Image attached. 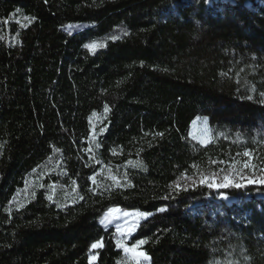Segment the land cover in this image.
Returning a JSON list of instances; mask_svg holds the SVG:
<instances>
[{
  "label": "trees",
  "instance_id": "16d2710c",
  "mask_svg": "<svg viewBox=\"0 0 264 264\" xmlns=\"http://www.w3.org/2000/svg\"><path fill=\"white\" fill-rule=\"evenodd\" d=\"M262 101L264 0H0V264H132L113 206L151 213L126 241L148 264H264V185L168 188L264 167Z\"/></svg>",
  "mask_w": 264,
  "mask_h": 264
},
{
  "label": "snow or ice",
  "instance_id": "6c2138e0",
  "mask_svg": "<svg viewBox=\"0 0 264 264\" xmlns=\"http://www.w3.org/2000/svg\"><path fill=\"white\" fill-rule=\"evenodd\" d=\"M20 10L17 9V12ZM25 19H28L25 17ZM111 39H117L116 36H112ZM85 47L90 51L94 52L97 48L105 47L103 42H93L90 44L85 45ZM251 99L252 97H248ZM264 102V101H262ZM109 111V107L107 105L104 106V112L107 113ZM97 114L95 112L92 113V116L89 117V121L91 123L92 117H95ZM206 119V118H205ZM195 124V121L193 122ZM104 128H100L99 131L102 133L104 132ZM207 132V129H205ZM156 135H162L161 133H156ZM191 135V133H190ZM91 141H95L96 137L93 135L90 137ZM210 138L200 140L202 145H207L210 143ZM99 147V144L96 145ZM58 151V149H57ZM85 152H92V147H88L85 149ZM115 154V150H113ZM238 156L247 157V160H240L233 158L230 163L225 161H210V164H222L227 166V170L225 168H220L217 171H208L206 169H202L199 165L193 164L190 167L194 170L191 175L188 174V170L186 169L184 172H181L176 180L172 182V184L168 185L170 191L180 192V191H187L189 188H195L197 186H206L209 189H220V188H241L245 187L247 184H259L264 185V167H257L254 163H252L254 156L250 150H245L243 153H238ZM133 163V162H129ZM134 167H138L139 162H135L133 164ZM247 170V171H245ZM90 180L95 184L96 178L95 176L89 177ZM110 179L114 182L116 186H120V180L111 175ZM124 180L127 181V174L123 177ZM75 184V181H73ZM43 187V185H40ZM53 187V186H49ZM32 195H35L33 193ZM15 199V198H14ZM49 200L52 199L51 196L48 197ZM24 204L20 203L18 207H23ZM159 211H164L163 208L159 209ZM151 213L145 211H121L119 208H109L104 215V218L101 220L102 224H109L113 219H120L132 217V222L127 223L125 222L123 226L120 224L116 225L117 233H120L122 237L125 239L131 236L139 227V222L142 219H147ZM147 243L146 239H139L136 240L135 243L131 244V246H127L126 244L122 243L120 239L117 240V247L123 248L126 254L130 253V257H126V259H130L132 264H142V261H148L150 258L143 250H141V246ZM103 247L102 240H98L95 243L91 244V249H97ZM95 259L94 256H90V264L91 261ZM120 264V262H118Z\"/></svg>",
  "mask_w": 264,
  "mask_h": 264
},
{
  "label": "rangeland",
  "instance_id": "374dc122",
  "mask_svg": "<svg viewBox=\"0 0 264 264\" xmlns=\"http://www.w3.org/2000/svg\"><path fill=\"white\" fill-rule=\"evenodd\" d=\"M206 118V119H205ZM195 121V124L193 123ZM191 126H190V130L188 135L191 137V138H194L196 139L197 141L200 142V140L202 139H206V138H210L211 135H210V124H209V121H208V117L207 116H198V117H195V119L193 120ZM205 129H207V132H205ZM191 133V135H190ZM247 171V170H245ZM191 175V174H189ZM220 198H222L225 202H228L229 201V198L225 197V196H220ZM67 201V200H66ZM69 203H72L73 202V199H69L68 200ZM110 208H119L121 209V211H129V212H132V211H137V210H129V209H123L119 206H113V207H110ZM108 210V209H107ZM107 210L105 212H103L97 219V222L99 223V225H101L102 227H113L115 232H116V243H117V240L120 239L122 241V243L126 244V241L129 239V237H127L126 239L124 237H122L120 235V233H117V230H116V225L117 224H120L121 226L124 225L125 222L127 223H131L132 222V217H128V218H123L121 217L120 219H113L111 221V223L109 224H102L101 223V220L104 218V215L105 213L107 212ZM141 221V220H140ZM128 246V245H127ZM130 247V246H129ZM120 250H123V248H120ZM125 253V252H124ZM126 254V253H125ZM128 257L131 256L130 253L126 254ZM149 261V260H148ZM148 261H142V264H148L149 262Z\"/></svg>",
  "mask_w": 264,
  "mask_h": 264
}]
</instances>
